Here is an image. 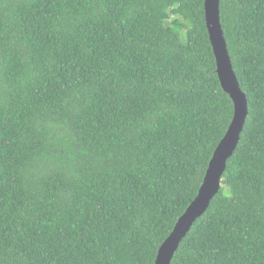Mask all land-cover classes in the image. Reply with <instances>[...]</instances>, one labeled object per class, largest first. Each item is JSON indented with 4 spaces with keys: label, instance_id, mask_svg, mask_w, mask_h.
<instances>
[{
    "label": "trees",
    "instance_id": "16d2710c",
    "mask_svg": "<svg viewBox=\"0 0 264 264\" xmlns=\"http://www.w3.org/2000/svg\"><path fill=\"white\" fill-rule=\"evenodd\" d=\"M205 0H0V264H155L234 117ZM249 116L172 264H264V0H221Z\"/></svg>",
    "mask_w": 264,
    "mask_h": 264
},
{
    "label": "water",
    "instance_id": "95a60500",
    "mask_svg": "<svg viewBox=\"0 0 264 264\" xmlns=\"http://www.w3.org/2000/svg\"><path fill=\"white\" fill-rule=\"evenodd\" d=\"M206 28L213 49L220 84L234 104V117L230 127L210 161L197 197L177 221L173 231L158 251L155 264L172 261L195 223L202 218L222 187L227 163L234 155L249 116L246 93L242 90L228 50L221 18V0H205Z\"/></svg>",
    "mask_w": 264,
    "mask_h": 264
}]
</instances>
